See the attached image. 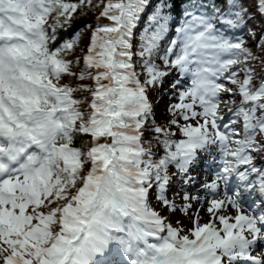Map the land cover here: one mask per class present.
Returning <instances> with one entry per match:
<instances>
[{
  "label": "snow or ice",
  "instance_id": "snow-or-ice-1",
  "mask_svg": "<svg viewBox=\"0 0 264 264\" xmlns=\"http://www.w3.org/2000/svg\"><path fill=\"white\" fill-rule=\"evenodd\" d=\"M0 264H264V0H0Z\"/></svg>",
  "mask_w": 264,
  "mask_h": 264
},
{
  "label": "rangeland",
  "instance_id": "rangeland-1",
  "mask_svg": "<svg viewBox=\"0 0 264 264\" xmlns=\"http://www.w3.org/2000/svg\"><path fill=\"white\" fill-rule=\"evenodd\" d=\"M167 100H166V98L164 99V101H163V103H161L160 104V106H159V108H158V117L157 118H162L163 117V115H162V113L161 112H159L162 108H164L166 105H167V103H168V101L166 102ZM200 176H202L201 174H200ZM207 217H205V219H206Z\"/></svg>",
  "mask_w": 264,
  "mask_h": 264
},
{
  "label": "trees",
  "instance_id": "trees-1",
  "mask_svg": "<svg viewBox=\"0 0 264 264\" xmlns=\"http://www.w3.org/2000/svg\"><path fill=\"white\" fill-rule=\"evenodd\" d=\"M87 18H92V17H86L85 19H87ZM81 27H82V25H81ZM164 113V112H163Z\"/></svg>",
  "mask_w": 264,
  "mask_h": 264
},
{
  "label": "bare ground",
  "instance_id": "bare-ground-1",
  "mask_svg": "<svg viewBox=\"0 0 264 264\" xmlns=\"http://www.w3.org/2000/svg\"><path fill=\"white\" fill-rule=\"evenodd\" d=\"M210 177V176H209Z\"/></svg>",
  "mask_w": 264,
  "mask_h": 264
}]
</instances>
